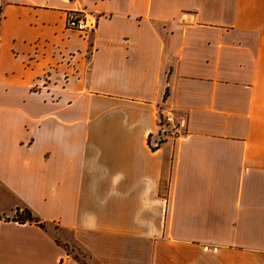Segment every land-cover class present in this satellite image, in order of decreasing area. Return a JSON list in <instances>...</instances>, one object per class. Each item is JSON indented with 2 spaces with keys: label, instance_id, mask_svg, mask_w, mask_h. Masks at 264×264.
Returning a JSON list of instances; mask_svg holds the SVG:
<instances>
[{
  "label": "crops",
  "instance_id": "obj_1",
  "mask_svg": "<svg viewBox=\"0 0 264 264\" xmlns=\"http://www.w3.org/2000/svg\"><path fill=\"white\" fill-rule=\"evenodd\" d=\"M0 264H264V0H0Z\"/></svg>",
  "mask_w": 264,
  "mask_h": 264
},
{
  "label": "built area",
  "instance_id": "obj_2",
  "mask_svg": "<svg viewBox=\"0 0 264 264\" xmlns=\"http://www.w3.org/2000/svg\"><path fill=\"white\" fill-rule=\"evenodd\" d=\"M100 17L94 11L86 9L69 10L66 13V27L79 31L84 37L92 36L98 29ZM50 76L47 74L46 78H42L41 85H46ZM161 130L165 133L169 131L170 124L174 122V116L171 112H160L159 116ZM179 135L178 132H175Z\"/></svg>",
  "mask_w": 264,
  "mask_h": 264
},
{
  "label": "trees",
  "instance_id": "obj_3",
  "mask_svg": "<svg viewBox=\"0 0 264 264\" xmlns=\"http://www.w3.org/2000/svg\"><path fill=\"white\" fill-rule=\"evenodd\" d=\"M14 219L19 220L21 222H25V221L38 222V221H40L39 218L37 216H35L34 213L32 212V210L28 207H23L22 210L18 209Z\"/></svg>",
  "mask_w": 264,
  "mask_h": 264
}]
</instances>
